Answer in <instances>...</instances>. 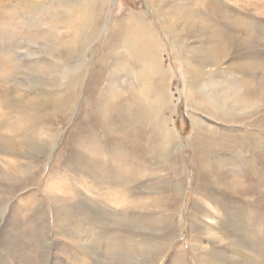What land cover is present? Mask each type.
<instances>
[{
	"label": "rangeland",
	"instance_id": "obj_1",
	"mask_svg": "<svg viewBox=\"0 0 264 264\" xmlns=\"http://www.w3.org/2000/svg\"><path fill=\"white\" fill-rule=\"evenodd\" d=\"M2 7L0 264H264V0Z\"/></svg>",
	"mask_w": 264,
	"mask_h": 264
},
{
	"label": "bare ground",
	"instance_id": "obj_2",
	"mask_svg": "<svg viewBox=\"0 0 264 264\" xmlns=\"http://www.w3.org/2000/svg\"><path fill=\"white\" fill-rule=\"evenodd\" d=\"M6 1L7 0H0V18L2 17V15H3V13H4V9H3V5L6 3ZM244 11V10H243ZM132 23H126V25H127V27H128V29H129V31H130V33L132 34L131 36H132V44H130V45H128V49L127 50H130V52H136L138 55H136V56H139L141 59H144V57L146 58L147 57V59L149 60V65H148V67H149V69H151V70H155V71H158V69H159V67H158V64L152 59V55L154 54L155 55V51L157 50V44H156V46L154 45V43H153V41H152V39H151V37L148 35V34H142V33H139L138 31H134V26H132L131 25ZM132 26V27H129V26ZM137 25V24H136ZM251 33H252V31H251ZM253 34V33H252ZM257 34V33H256ZM254 35V34H253ZM181 36V35H180ZM255 36V35H254ZM255 37H257V36H255ZM167 38V37H166ZM258 38H259V36H258ZM206 41V40H205ZM202 44V43H201ZM180 45V44H179ZM184 46V45H183ZM177 47V46H176ZM182 48V47H181ZM202 48V47H201ZM179 49V48H178ZM202 50V49H201ZM204 50V49H203ZM206 50V49H205ZM204 50V51H205ZM188 51V50H187ZM157 52V51H156ZM256 53V52H255ZM176 54H177V52H176ZM181 54V53H180ZM210 57H211V55H210ZM226 57V56H225ZM181 59V58H180ZM186 59V58H185ZM183 60V59H182ZM183 62V61H182ZM256 62V61H255ZM213 63V62H212ZM251 64V63H250ZM257 64V63H256ZM252 65V64H251ZM256 67H257V65H255ZM238 67V66H237ZM245 67V66H244ZM247 68V67H246ZM250 68V67H249ZM248 68V69H249ZM251 69V68H250ZM224 70V69H223ZM225 71V70H224ZM252 71V70H251ZM221 73V72H220ZM165 74H167V76L170 78L172 75L170 74V72L166 69V71H165ZM185 75V74H184ZM140 77L142 78V74L140 75ZM199 74L198 73H191L190 74V76L189 77H187V73H186V75H185V85H186V87L189 89V91L191 90V87L193 86V87H195L196 88V90H198V83L199 82H201V80L199 79ZM188 79H193L191 82H188ZM201 86V85H200ZM187 90V89H186ZM159 96H160V93H159ZM160 104L163 106V107H168V105L170 104L169 102H165V103H162V102H160ZM256 109V108H255ZM158 110H159V114H160V111H161V108L158 106ZM136 113H137V111H136ZM161 116V115H160ZM160 119H162V124H161V126H165V127H168L169 126V124H168V122H166V121H164L163 120V118L162 117H159ZM258 119H260V118H258ZM260 121H262V119H260ZM258 123H259V121H258ZM258 125H260V126H263V129H264V123H263V125H261L260 123L258 124ZM258 125H256V126H258ZM252 126V125H251ZM256 130V129H255ZM251 131V130H250ZM250 131H248L247 133H246V138H248L249 139V137L251 138V139H249V140H255V142H256V145H258L259 146V142H260V140L258 141L257 140V137H259V134H253L252 133V131L250 132ZM257 131V130H256ZM168 132H170V133H168V135H164L163 136V138H164V142H168V143H175V141H174V137H175V135L173 134V130L172 129H169L168 130ZM239 138V137H238ZM236 140V139H235ZM234 140V141H235ZM239 140V139H238ZM123 141V140H122ZM240 141V140H239ZM238 141V142H239ZM247 143H248V140L246 141ZM252 142H254V141H252ZM262 144V143H261ZM170 145V144H169ZM248 145V144H247ZM254 145V144H253ZM252 145V146H253ZM237 146V145H236ZM248 147H249V145H248ZM263 147V146H262ZM259 148H261V146L259 147ZM93 149V148H92ZM95 149V148H94ZM248 149V148H247ZM229 150V149H228ZM254 150V149H253ZM99 151V150H98ZM97 151V152H98ZM255 151H256V154L258 155V156H261L260 155V153H262V152H260L259 150H257V149H255ZM244 152V151H243ZM248 152V151H247ZM240 156V155H239ZM262 157V156H261ZM242 158V157H241ZM258 158V157H257ZM256 158V159H257ZM263 158V157H262ZM245 160V159H244ZM240 163V162H239ZM240 165V164H239ZM242 167V166H241ZM239 169H241V168H239ZM251 169H252V167H251ZM240 171V170H239ZM257 173V172H256ZM242 179V178H241ZM240 182V181H239ZM241 182H242V180H241ZM242 184V183H241ZM260 184V183H259ZM262 184V183H261ZM260 184V185H261ZM261 187V186H260ZM258 188V187H257ZM263 188V187H262ZM264 189V188H263ZM263 191V190H262ZM81 195V194H80ZM78 198V197H77ZM83 199L84 198H81L80 200V203H82V202H85V206H86V201H83ZM77 200V199H76ZM77 207V206H76ZM220 208V207H219ZM79 209V208H78ZM80 210H82L81 208H80ZM87 211V210H86ZM92 211H94V210H92ZM81 212V211H80ZM92 213V212H91ZM94 213H97L98 214V212L97 211H95ZM73 214V213H72ZM97 214H95V216L97 215ZM76 215V214H75ZM74 218V217H73ZM76 218L77 217H75V221H76ZM89 226V225H88ZM86 229H87V227H86ZM94 229V228H93ZM74 230L75 229H73L72 228V230H70V232H74ZM78 230V229H77ZM202 230V229H201ZM251 232V231H250ZM80 232H78V231H76V234L78 235ZM92 233H94L93 232V230H91V232H90V235L89 236H91L89 239H87L88 241L85 243V247H86V249L88 248V247H91V248H93L94 250L96 249V247L98 246L97 244V241H96V239L94 238V237H97V235H95V234H92ZM216 233V232H215ZM264 234V233H263ZM88 236V237H89ZM81 237V236H80ZM225 237V236H224ZM227 237V236H226ZM81 239V238H80ZM83 240H85V238L83 239ZM262 242H260V244H261ZM81 245V244H80ZM256 246V244L254 245V247ZM260 247L261 248H264V242L260 245ZM246 248H247V246H246ZM258 248V247H257ZM100 249V248H99ZM248 249V248H247ZM260 250V249H259ZM86 251V250H85ZM88 251V250H87ZM244 252V251H243ZM258 252V251H257ZM87 253V252H86ZM88 254V253H87ZM241 254V253H240ZM259 256V255H258ZM74 257V256H73ZM89 257H90V255H89ZM260 257V256H259ZM94 260L95 259H92V261L94 262ZM233 261V263H235V264H261V261L260 260H258L257 258H254V256L253 255H250V256H248V255H246L245 253H243V254H241L240 256H239V258L238 259H234V260H232ZM229 262V261H228ZM262 262H264V258H262ZM97 264V263H96ZM230 264H232V263H230Z\"/></svg>",
	"mask_w": 264,
	"mask_h": 264
}]
</instances>
